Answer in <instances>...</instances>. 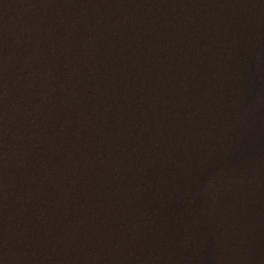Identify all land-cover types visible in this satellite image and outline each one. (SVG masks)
Here are the masks:
<instances>
[{
    "label": "water",
    "instance_id": "95a60500",
    "mask_svg": "<svg viewBox=\"0 0 264 264\" xmlns=\"http://www.w3.org/2000/svg\"><path fill=\"white\" fill-rule=\"evenodd\" d=\"M0 264H264V0H0Z\"/></svg>",
    "mask_w": 264,
    "mask_h": 264
}]
</instances>
